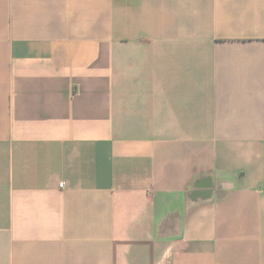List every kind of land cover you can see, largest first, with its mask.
Masks as SVG:
<instances>
[{"label": "crops", "instance_id": "0c3cea01", "mask_svg": "<svg viewBox=\"0 0 264 264\" xmlns=\"http://www.w3.org/2000/svg\"><path fill=\"white\" fill-rule=\"evenodd\" d=\"M0 264H264V0H0Z\"/></svg>", "mask_w": 264, "mask_h": 264}, {"label": "built area", "instance_id": "2783aa9c", "mask_svg": "<svg viewBox=\"0 0 264 264\" xmlns=\"http://www.w3.org/2000/svg\"><path fill=\"white\" fill-rule=\"evenodd\" d=\"M59 187H60V188H63V187H64V183H60V184H59Z\"/></svg>", "mask_w": 264, "mask_h": 264}]
</instances>
